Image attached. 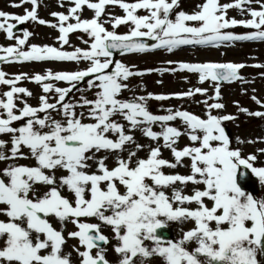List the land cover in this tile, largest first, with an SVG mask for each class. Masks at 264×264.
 I'll return each mask as SVG.
<instances>
[{
	"label": "snow or ice",
	"instance_id": "snow-or-ice-1",
	"mask_svg": "<svg viewBox=\"0 0 264 264\" xmlns=\"http://www.w3.org/2000/svg\"><path fill=\"white\" fill-rule=\"evenodd\" d=\"M253 2L234 0L222 4L220 0H205L197 5L199 11L186 14L174 11L179 8V0H71L74 6L68 9V15L52 13L59 23L48 26L58 30L62 46L69 44L71 33H86L91 38L87 49L72 52L35 45L24 50L31 33L24 31L23 38L16 37L12 21L46 24L38 19V0H23L32 5L23 16L0 11V31L7 39H15L14 46L0 48V61L88 62L84 70H48L33 77L21 74L8 78L0 70V85L8 87L0 97V136L9 137L0 139V162H13L0 169V264H72V253L63 250L67 239L78 242L72 246L78 264H110L106 258L109 244L117 264H154V258H160L161 264H264V199H256L241 184L250 170L264 185V167L254 166V155L244 157L240 150L230 148L222 124L235 117L212 114L213 109L224 107L218 102L219 87L210 98L217 102H204L206 119L171 109L166 115H155L148 110L147 101L171 97L149 94L120 99L121 92L128 89L129 78L145 72L133 71L114 58V53L155 49L172 52L182 45L220 47L237 41H264V2L255 0L259 10L251 7ZM110 5L118 6L125 15L102 20ZM85 7L93 11V18H81ZM229 9L251 19H229ZM141 11L143 15L138 14ZM106 23L113 29L132 27L128 34L121 35L109 31ZM236 27L253 31L244 35L224 31ZM145 40L156 43L149 45ZM244 67L182 63L179 70L199 73L200 83L219 84L242 80L239 72ZM85 78H89L87 89L78 88ZM25 79L42 88L38 106L21 99L32 96L26 88L17 86ZM54 82L68 87H58ZM73 89L81 93L94 89V98L81 95L78 102H72L69 97ZM196 94L206 96L207 91L197 88L176 94V98ZM256 103L264 107L260 100ZM240 111L264 118V112ZM176 120L184 123L185 132L170 125ZM20 121L24 123L14 126ZM157 124L159 132L153 130ZM137 130L154 144H140L130 134ZM182 135L188 136L191 146L178 150L175 145ZM161 146L170 149L175 163L161 157ZM146 147V158H140L137 153ZM113 155L115 163L109 167L106 161ZM185 158L190 161V175L164 173V168L184 166ZM21 159H32L35 165L16 163ZM178 184L193 185L192 194H184ZM61 189L71 193L72 199L62 195ZM166 189L172 190L171 196ZM49 217L61 225L71 222L76 230L65 235ZM88 218L100 223H89ZM186 222H192L193 227L182 229L179 240L164 236L169 223ZM102 227L111 229V239L102 233Z\"/></svg>",
	"mask_w": 264,
	"mask_h": 264
},
{
	"label": "rangeland",
	"instance_id": "rangeland-1",
	"mask_svg": "<svg viewBox=\"0 0 264 264\" xmlns=\"http://www.w3.org/2000/svg\"><path fill=\"white\" fill-rule=\"evenodd\" d=\"M95 2V0H93ZM124 2L132 3L135 0H124ZM205 0H179V8L174 11H184L186 14H192L200 9L197 5L204 3ZM223 3H232L234 0H220ZM264 2V0H261ZM61 3L63 7H61ZM19 4V7H13L11 5ZM39 7L37 9L38 19H43L46 24L41 25L38 22H26L23 25L24 31L31 33L25 45L24 50H30L31 45L43 47L50 46L55 47L58 50H64L72 52L75 49H87L89 44L92 42L91 38L86 33L75 32L69 35V44L61 45L58 40L59 32L57 29L49 27V24H58L57 18L53 17L52 13H63L68 15V9L74 6L71 0H38ZM252 8L259 10V4L254 0L251 5ZM32 5L30 3H23V0H0V11L4 13L14 14L23 16L26 14V10L30 11ZM106 15L102 16L101 19H111L112 17H123L125 13L116 5H110L105 9ZM143 15L144 12L138 13ZM82 19H91L94 16L92 10L86 7L80 13ZM228 18H235L239 20L251 19L247 14H241L236 9H229ZM75 21H69L74 23ZM14 24H18L12 21ZM105 27L109 31H116L117 34H128L131 25H121L116 29H113L110 23H106ZM15 34L18 38H23V32ZM225 32L232 33L238 31L237 35L249 34L253 30L245 29L243 27H236L233 29H226ZM88 41V43H84ZM15 45V39L9 40L3 31H0V48L11 47ZM2 54V53H0ZM125 65L133 69V71L145 72L143 76L130 77L126 82L128 89L124 90L120 94V99L128 100L132 97L149 96L151 95H164L171 97L167 100H154L149 99L147 101L148 110L155 115H166L168 110L173 111H187L193 115H196L202 119L207 118V106L204 103L207 100L208 104L217 102L214 99H210L215 96V89L218 86L220 90V100L224 107L222 109H213V115H231L234 116V120L224 121L222 126L227 127L231 133L230 148L238 149L241 151L242 156L247 157L254 155L256 161L254 162L255 167H264V118L254 117L248 115L246 112L240 111V109H247L249 112H264V107L256 103V100H260L264 103V67L257 68L254 65H264V41H237L230 45H221L220 47L212 46H200V45H182L172 52L161 50L153 54H136L131 56H120L115 58ZM243 64L244 68L240 70L242 80H237L231 85L222 86L213 81L199 82V73L188 72L186 70H179L180 64ZM88 67V62L81 61L79 63L74 61H32V62H3L0 61V70L8 74V78H13L16 75L27 74L28 77H33L36 74L44 75L48 70L54 73L59 72H75L78 70H84ZM151 70V71H148ZM164 70V71H160ZM58 87H68L63 82H54ZM24 87L32 93L31 97H23L21 99L26 101L32 106H38L39 97L43 94L40 85L32 82L29 79L21 80L18 85ZM79 88L87 89V84L81 85ZM197 88L205 89L207 95L196 94L192 97H185L183 99L176 98V94L186 93L189 90H195ZM130 89V90H129ZM8 87L0 85V97L2 93L7 91ZM94 89L86 90L83 93L76 90L70 94L72 102H78L81 95L88 99L94 98ZM256 98V100L253 99ZM18 107H22L19 101H17ZM77 111H84L83 109H77ZM60 118V117H56ZM121 123H127L122 118L116 117ZM84 122H89L85 120ZM24 122H16L14 126L22 125ZM171 126L177 127L181 132H185L186 128L182 121L176 120L170 122ZM154 131H161L159 124L153 125ZM134 135V138L143 145H151L154 142L144 137L140 131L130 133ZM0 139L8 140V136H0ZM240 141H243L241 143ZM249 141H254L250 143ZM162 145V141L159 142ZM186 146H191V141L187 135H182L175 147L180 150ZM129 147V146H126ZM147 147L137 153L140 158H146ZM25 152L27 150L25 149ZM98 155H104L99 153ZM127 155V153H123ZM170 149L161 146V157L165 160L168 157H172ZM167 157V158H166ZM175 163V160H170ZM7 163H13L12 161L0 162V169L6 167ZM16 163L20 165L34 166L35 161L32 159H21ZM109 167H113L115 163V156H110L106 161ZM184 166H177L176 168H164L163 171L166 175H190V161L185 158L182 161ZM61 175V173H57ZM177 187L183 190L184 194L191 195L193 185H177ZM202 187V186H200ZM44 189H42L43 191ZM123 190V189H121ZM169 196H171V189L165 190ZM62 195L66 196L70 200L72 194L66 189H61ZM256 199H264V185H260L259 194ZM186 207H195V205H186ZM3 219V217H0ZM49 221L53 226L60 231H63L67 235L70 231H75L76 228L71 222H65L61 225L54 217H49ZM89 223H100L95 218H88ZM193 227L192 222H186L184 224L169 223L168 227L173 231L172 239L179 240L182 236V229L188 230ZM102 233L108 236L110 239L113 235L109 227H102ZM148 243V242H146ZM78 245V242L73 239H67L64 245V252H71L72 264H78L79 258L76 253L72 251V246ZM108 251L106 258L110 261V264H117V256L112 252V245L107 246ZM95 252V249L93 250ZM259 259V257H258ZM154 264H161L160 258H154Z\"/></svg>",
	"mask_w": 264,
	"mask_h": 264
},
{
	"label": "water",
	"instance_id": "water-1",
	"mask_svg": "<svg viewBox=\"0 0 264 264\" xmlns=\"http://www.w3.org/2000/svg\"><path fill=\"white\" fill-rule=\"evenodd\" d=\"M145 43H148L149 45H152V43L150 41H145ZM120 54V53H114V56ZM89 78H85V81H87ZM84 81V82H85ZM226 81H221V83H225ZM229 83V82H226ZM258 182V179L256 177H252L250 175V173L247 171V175L245 176V178L241 181L242 187L246 190L247 188L254 186L256 183ZM256 192L253 191V195H255ZM169 237V235H167V238Z\"/></svg>",
	"mask_w": 264,
	"mask_h": 264
},
{
	"label": "bare ground",
	"instance_id": "bare-ground-1",
	"mask_svg": "<svg viewBox=\"0 0 264 264\" xmlns=\"http://www.w3.org/2000/svg\"><path fill=\"white\" fill-rule=\"evenodd\" d=\"M43 62H45V61H43ZM166 158H167V157H166ZM167 160H168V161H170V160H173V161H174L175 159H174V157L172 156V157H168Z\"/></svg>",
	"mask_w": 264,
	"mask_h": 264
}]
</instances>
